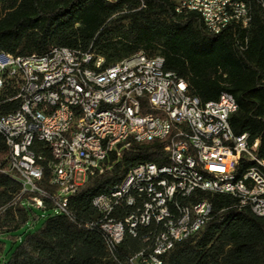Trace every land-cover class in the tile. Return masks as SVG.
<instances>
[{"label": "built area", "instance_id": "built-area-1", "mask_svg": "<svg viewBox=\"0 0 264 264\" xmlns=\"http://www.w3.org/2000/svg\"><path fill=\"white\" fill-rule=\"evenodd\" d=\"M170 1L177 14L204 10L211 36L233 27L227 15L242 19L243 27H235L242 30L252 22L250 7L240 0ZM257 1L264 14V0ZM104 63L67 49L45 57L0 55V99L16 106L9 113L0 107L8 174L22 185V195L37 196L31 200L36 210L43 209L38 197L52 199L58 214L68 216L71 198L87 182L111 172L133 146L159 143L168 165H139L130 183L117 186L118 195L93 202L95 216L85 228L102 233L111 253L126 239L140 240L143 248L129 264H164L177 244L198 237L213 220L209 201L190 203L196 193L233 199L239 210L264 220V183L254 172L239 186L221 188L222 179L245 168L246 160L258 159L264 171L259 142L235 136L227 120L229 107H235L230 94L201 104L161 58L138 55L108 69ZM37 143L48 149L50 162L35 151ZM43 164L57 190L53 196L38 187ZM170 164H179L174 180L162 176ZM200 170L215 174L216 184L201 181ZM242 197L250 198V206L242 205ZM186 204H193V216H186Z\"/></svg>", "mask_w": 264, "mask_h": 264}, {"label": "trees", "instance_id": "trees-1", "mask_svg": "<svg viewBox=\"0 0 264 264\" xmlns=\"http://www.w3.org/2000/svg\"><path fill=\"white\" fill-rule=\"evenodd\" d=\"M240 1L251 9L250 27L211 36L199 15L177 14L170 0H0V55L45 57L67 49L103 59L104 69L138 55L161 58L201 104L232 95L239 107L230 121L234 135L258 141L264 158V14L257 0ZM3 104L0 99L5 113L16 110ZM35 151L50 162L43 144ZM143 164L168 165L162 145L133 146L111 172L71 198L68 216L50 215L34 229L36 211H56L53 200L38 197L43 209L36 210L31 200L37 196L22 195V185L8 174L9 149L0 137V264H129L143 248L140 240L126 239L111 253L105 236L85 226L95 216L94 200ZM43 166L38 187L53 196L57 190ZM200 200L213 205V220L198 237L177 244L163 263L264 264V220L230 198L196 193L190 203ZM9 242L15 245L10 250Z\"/></svg>", "mask_w": 264, "mask_h": 264}, {"label": "bare ground", "instance_id": "bare-ground-1", "mask_svg": "<svg viewBox=\"0 0 264 264\" xmlns=\"http://www.w3.org/2000/svg\"><path fill=\"white\" fill-rule=\"evenodd\" d=\"M109 3L118 0H106ZM185 13L197 14L201 17L205 28L207 27V19L205 17L204 10H185ZM227 22H233V27H243L242 19H234V15H227ZM140 71H147V64H140ZM232 104L235 107H229V112H227V120H231L233 116L236 115V108L238 107L236 99L231 95ZM250 165L245 168H237L233 174L225 177L221 181L222 189H231L235 186H239L240 182L244 180V178L249 176V172H254L256 174V180L258 183H264V171H262V167H258V159L246 160L245 165ZM146 165H155V164H146ZM174 172H179V164H170V169H162V176L167 177V180H174ZM134 168L131 169L126 177L124 178L121 184L130 183V179L133 177ZM198 178L201 181L208 184H216V175L211 174L208 170H200L198 171ZM120 184V185H121ZM119 187L113 188L109 193L105 195H118ZM100 197H103L100 196ZM242 205L250 206V198L242 197ZM256 216V213H253ZM186 216H193V204H186Z\"/></svg>", "mask_w": 264, "mask_h": 264}, {"label": "rangeland", "instance_id": "rangeland-1", "mask_svg": "<svg viewBox=\"0 0 264 264\" xmlns=\"http://www.w3.org/2000/svg\"><path fill=\"white\" fill-rule=\"evenodd\" d=\"M77 183H79V184L82 183V178H81V176H79V177L77 178ZM56 213H58V212H57V211H53V212H49V213H42V212L36 211V214H37V216H38L40 219L37 221V223H36L34 229H39V228L42 226V224L44 223L45 219L48 218V216H50V215H54V214H56ZM14 246H15V245H14ZM14 246L12 245V242H9V243L7 244V248H8V250L14 248ZM9 256H10V253L7 254V258H8Z\"/></svg>", "mask_w": 264, "mask_h": 264}]
</instances>
